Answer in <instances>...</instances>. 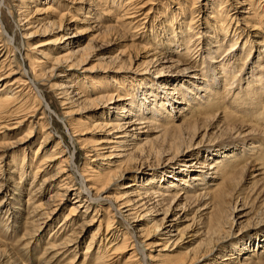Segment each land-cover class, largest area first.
Returning a JSON list of instances; mask_svg holds the SVG:
<instances>
[{"label":"bare ground","instance_id":"bare-ground-1","mask_svg":"<svg viewBox=\"0 0 264 264\" xmlns=\"http://www.w3.org/2000/svg\"><path fill=\"white\" fill-rule=\"evenodd\" d=\"M158 1L11 0L0 7V212L11 211L30 175L31 186L54 169L27 191L31 200L40 196L29 214L30 239L73 195L52 243L76 256L82 234L98 221L85 246L84 258L95 252L92 264H264V233L255 235L256 249L240 240L250 224L264 227V116L255 127L245 90L262 80L264 0H168L156 8ZM9 17L25 44L15 43ZM37 35L53 38L29 42ZM253 52L257 62L249 61ZM245 67L252 77L243 88ZM54 78L63 111L56 117H66L70 146L88 159L82 171L61 142L45 147L53 136L40 86ZM233 89L239 105L233 100L230 108L221 94ZM35 127L42 137L30 159ZM131 173L151 175L124 183ZM54 181V195L41 202ZM234 240L241 243L228 249ZM0 264L19 263L0 249Z\"/></svg>","mask_w":264,"mask_h":264},{"label":"rangeland","instance_id":"rangeland-1","mask_svg":"<svg viewBox=\"0 0 264 264\" xmlns=\"http://www.w3.org/2000/svg\"><path fill=\"white\" fill-rule=\"evenodd\" d=\"M168 2H169L168 0H159L155 6H156V8H158L157 6L166 5ZM9 3H11V0H0V7H3V9L7 10V4H9ZM171 6H174V5L172 4ZM205 9H206V11H208L207 8H205ZM162 10L163 9L161 7L160 11H162ZM11 11L13 13H15L13 8H11ZM159 15H160V13H159ZM13 20L14 19H11L9 17L10 31H11V33L14 36L15 43L18 44L19 42H21V43L25 44V42L27 40L25 39L26 40L25 41L24 39L21 38V35H20L21 33L17 30V28L15 26V23H14L15 20L14 21ZM52 38L53 37H51V36H40V35H37L34 38H30L32 40H29V42H34V43L37 42V43H39V42L46 41V40H49V39H52ZM85 38L87 40L88 37L86 36ZM86 40H83L82 43H85ZM105 45H106V43L104 44V46ZM23 47H25V46H23ZM23 47H22L21 53H22L23 49H25ZM108 49H110V48H108ZM118 49H120V48L119 47L114 48V50L108 52V55H115ZM257 57H258L257 53L253 52L252 55L249 58V61L250 62H257ZM98 62H97V59L89 61V63L85 64L84 68H90L93 65L95 66ZM257 63H258L257 66L259 68H257L256 71H258L259 74L261 73L260 76L258 74V78L262 79V80L259 81V82L251 83L249 88L245 89V90H251V92H252V94H250L252 96V99L250 100V101H252L251 102L252 106H249L248 108H246L245 106L244 107H240V109H238V111H237V113L239 115H241V113H244L243 110L246 108L248 110V112H246V114L247 113H251L250 115H252V116H250L248 114L249 118L253 119V120L252 119L251 120H252L254 126L255 125L257 126V124L260 121V119L264 116V110H263V106H264V65H263L264 64V58H263V61H258ZM259 65L260 66L262 65L261 66L262 68ZM261 69H263V70H261ZM245 71L246 72H244V73L242 72L240 74L241 75L240 78L242 77L241 79H242V82H243V88H245L246 84L248 83V82H245L244 79L250 81L251 77H252V75L249 73V71H251V70H248V67H245ZM81 72L82 71L80 70L78 73H81ZM253 80L255 81V78ZM58 81H60V80H58ZM58 81H57V79L54 78L53 80L45 81L43 83L44 85L40 86L41 92L44 95V102H47L49 104V106H50V110L48 112L46 122L49 123L47 128L49 129V131L51 132V135L53 136L52 143H50L51 145L50 144L49 145L46 144L45 147H46V149H52L57 142H61V145L63 147H66L65 150L71 152V154L73 156V162L75 164L74 166L76 168L78 167V169L82 171L84 169L85 162H87L88 159L85 158V156L83 155V153L81 151H79L78 144H75L76 148H72L70 146V144L68 142V137L65 134L64 126L62 125V123L66 122V120H67L66 117H63L62 119L56 117L57 113H58V115L61 116V112H63L61 107H59V105H58L57 99L55 97L54 90L51 87L52 84H55ZM232 91H230L231 94H229V91H224L225 93L223 92L221 94V101H223L224 105H226L227 107H230V108L234 105V101H235V104L237 106L239 105L238 104V102H239L238 101L239 92H236L237 93L236 94L235 93V91H236L235 89H233ZM242 92L245 93V91H242ZM234 94H235V97H234ZM231 104H233V105H231ZM251 107H253V110L251 109ZM254 107H255V109H254ZM258 110H259V113H262L263 115H261V114L257 115V114H259V113H257ZM259 116H260V118H257ZM256 120H257V123H256ZM25 129L26 128L24 127V128H22V130L17 131L15 134L17 136H21L23 131H25ZM9 133H13V132H9ZM35 133H36V136L31 141V143L30 144L29 143L26 144V145H28V147H32L30 149V152H29V150H27V153H26V156H29L30 159L32 158L31 153L34 152L33 149L35 148V146L38 144V142L41 140V137H42V134L39 133V130H38L37 127L34 128V134ZM15 134H13V135H15ZM206 142L209 143V141H206ZM212 143H213L212 140H210V144L203 143L202 145H204V148H209V147H212V146H210ZM238 147H239L240 150H243L244 147H245V144L241 143ZM201 148H203V146H201ZM14 153H15L14 155H21L22 154V149L16 150ZM9 170L11 171V168ZM154 172L155 171H152L151 174L154 173ZM54 174H55V170L54 169L48 171V173H46V174L41 172L40 175H38V177L36 178L35 182H33V184L31 186H30V184L32 182L33 175H30V177H28L24 181V183H22L23 187H22V192H21V198L19 199L20 201L19 200L17 201L15 199H14V201L10 200V202L12 203L11 211H8L9 213L5 214V212H4L5 209H3L2 212H0V249L1 250H7L9 253H11L13 255V257L17 260V263H19V264H87V263L88 264H90V263L92 264L93 261H92L91 256L95 252L94 251H90L89 254L86 257L87 259L84 258L85 257L84 255L86 253L85 252V246L87 245V242L89 240L91 232H93V231H95L97 229V225L99 223L98 221H95L94 223H92L91 226H88L86 231H84V233H83L84 235L82 234L81 243H80V246L77 248V252L78 253L76 252L77 253L76 256H74L73 252L65 251L66 249H61V248L56 249L55 245L52 243L53 240L57 241L59 236H54V233L51 234L50 232L54 228H57V227L59 228L58 224L62 221L63 216L66 215L68 206L72 203V201L74 199L73 195H68V197H65L63 199V201H62V203L60 205V209L54 215V220L52 221V225L50 223L48 226H45L43 228V230H41L40 232L33 233L31 239L28 237V233L31 230L29 228L30 227L29 226L30 225V221L33 220V219H30V217H29L30 215L29 214H32L33 206H36V204L39 203L38 200H39L40 196H37L35 200L34 199L31 200L28 197L29 194H28L27 191H30L29 189H31V187H33L35 184L39 185L43 178L51 177ZM6 176H7V174H5L4 178ZM130 176L131 177L127 178V180H124V183L132 184L134 182L139 181V178H141L143 180V179H146L147 177H149V176H147V177L143 178L142 175L139 174V173L138 174L131 173ZM56 183H57V181L53 182V186L54 187L50 188L48 194H45L44 196L43 195L41 196V199H40V201L42 200L41 202H45L46 199L48 198V196H53L54 195L55 190L57 189L56 188V186H57ZM250 187H252V185L249 183L248 184V188H250ZM261 187H262V185L259 186V188H261ZM117 189H116V187H115V189L114 188L111 189L109 191L110 193H108V195L112 196L113 198L117 197L118 196L117 195ZM248 191L249 190H246V193ZM251 196H252V194L250 196H247V197L250 198ZM51 200H53V199H51ZM35 201H37V202H35ZM16 203H17V205H16ZM16 207H18V208H16ZM22 208H24V209H22ZM21 209H22V211H21ZM81 209L83 210V208H81ZM23 210H25V211H23ZM237 211H241L240 208ZM16 213H18L19 216ZM91 214H92V212L89 214V216ZM100 215H98L96 218H100ZM89 216H88V219H89ZM26 218L28 219V221H27ZM243 220L244 219H241L240 221H243ZM254 223L250 224L248 227L245 228L246 230H244L240 240L243 239V238L249 239L248 244H250V245L253 244L254 245V243H255V245L254 246L252 245V246L256 249V244L258 243V241L256 242L255 237L258 236L261 233H264V227H258V226H261V222L258 225H256V224L253 225ZM68 230H71V228L68 229ZM26 232H27V234H26ZM100 233L105 234V225L104 224H103V226H102V228L100 230ZM229 243L230 244L227 245L228 249H230L232 246H234L236 244H240L241 242L239 240H234L233 243H231V242H229ZM54 254H58V255L55 256ZM53 256L55 258L52 259V260H49ZM74 257H76V258H74ZM56 259H57V261H55Z\"/></svg>","mask_w":264,"mask_h":264}]
</instances>
